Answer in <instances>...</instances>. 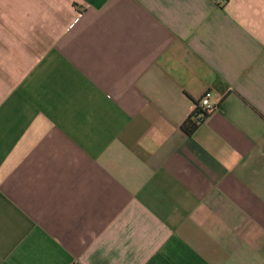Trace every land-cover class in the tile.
<instances>
[{"label": "crops", "instance_id": "crops-1", "mask_svg": "<svg viewBox=\"0 0 264 264\" xmlns=\"http://www.w3.org/2000/svg\"><path fill=\"white\" fill-rule=\"evenodd\" d=\"M0 264H264V0H0Z\"/></svg>", "mask_w": 264, "mask_h": 264}, {"label": "built area", "instance_id": "built-area-1", "mask_svg": "<svg viewBox=\"0 0 264 264\" xmlns=\"http://www.w3.org/2000/svg\"><path fill=\"white\" fill-rule=\"evenodd\" d=\"M214 1L216 4L220 6L224 5L227 2V0H214ZM211 98H212V91H206L204 95L201 97L192 116H197V119H203L204 117L203 113H207L208 115H210V113H212L216 109L215 105L211 101Z\"/></svg>", "mask_w": 264, "mask_h": 264}, {"label": "trees", "instance_id": "trees-1", "mask_svg": "<svg viewBox=\"0 0 264 264\" xmlns=\"http://www.w3.org/2000/svg\"><path fill=\"white\" fill-rule=\"evenodd\" d=\"M203 115V119H197V116H191L190 119L183 124L182 129L187 135H193L198 127L209 117L207 113H203Z\"/></svg>", "mask_w": 264, "mask_h": 264}]
</instances>
